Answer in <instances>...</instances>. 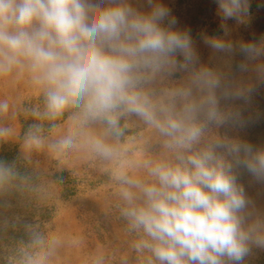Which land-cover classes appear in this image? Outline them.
<instances>
[{
    "label": "clouds",
    "instance_id": "clouds-1",
    "mask_svg": "<svg viewBox=\"0 0 264 264\" xmlns=\"http://www.w3.org/2000/svg\"><path fill=\"white\" fill-rule=\"evenodd\" d=\"M215 3L223 36L201 39L214 53L241 54L246 72L264 57V38L233 43L227 21L242 23L250 0ZM177 25L162 0H0V78L26 79L42 93L44 111L34 116L55 121L69 113V131L52 148L85 147L113 165L123 215L143 233L135 247L150 254L149 264H244L253 249L264 250V213L252 209L235 169L264 183V147L228 138L200 147L213 127L243 123L221 101L244 93L201 64L190 32ZM8 111L0 101V114ZM132 116L162 138L172 160L129 159L135 138L120 142L121 121ZM93 124L103 130L88 131ZM11 132L0 126V139ZM40 133L33 125L27 143L42 148ZM10 175L0 164V181ZM45 259L25 253L22 264Z\"/></svg>",
    "mask_w": 264,
    "mask_h": 264
},
{
    "label": "rangeland",
    "instance_id": "rangeland-1",
    "mask_svg": "<svg viewBox=\"0 0 264 264\" xmlns=\"http://www.w3.org/2000/svg\"><path fill=\"white\" fill-rule=\"evenodd\" d=\"M162 2L171 9L177 26L190 32L201 64L216 70L230 88L244 93L242 99L221 101V108L238 114L243 123L231 121L213 127L200 147L215 138L264 147V72L258 71L264 57L248 62V71L242 72L238 68L244 62L241 54L214 53L203 43L201 34L223 36L215 0ZM242 21H227L232 29L228 39L260 43L264 38V0H250L249 13ZM181 75L177 73L175 79ZM3 100L9 103V111L0 114V126L12 132L0 139V164L10 168L12 175L0 181V264H22L25 253L36 252L45 254L44 264H149L150 254L135 247L143 233L132 229L123 215L125 204L112 178L113 165L85 147L64 151L51 147L67 135L69 113L55 121L34 116L33 110L43 113L44 99L26 79L0 78ZM121 124L127 128L120 142L135 138L129 159H173L162 138L138 118L123 119ZM33 125L41 127L45 143L40 149L27 143ZM102 130L100 124L88 129L94 134ZM235 171L252 209L264 213V183L242 168ZM136 174L147 177L144 170ZM37 237L43 240L42 245H34ZM244 264H264V250L253 249Z\"/></svg>",
    "mask_w": 264,
    "mask_h": 264
},
{
    "label": "bare ground",
    "instance_id": "bare-ground-1",
    "mask_svg": "<svg viewBox=\"0 0 264 264\" xmlns=\"http://www.w3.org/2000/svg\"><path fill=\"white\" fill-rule=\"evenodd\" d=\"M11 81V80H10Z\"/></svg>",
    "mask_w": 264,
    "mask_h": 264
},
{
    "label": "trees",
    "instance_id": "trees-1",
    "mask_svg": "<svg viewBox=\"0 0 264 264\" xmlns=\"http://www.w3.org/2000/svg\"><path fill=\"white\" fill-rule=\"evenodd\" d=\"M2 164V163H1Z\"/></svg>",
    "mask_w": 264,
    "mask_h": 264
}]
</instances>
